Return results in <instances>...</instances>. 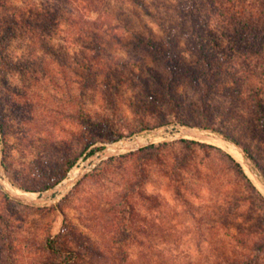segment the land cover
<instances>
[{"label":"rangeland","instance_id":"rangeland-1","mask_svg":"<svg viewBox=\"0 0 264 264\" xmlns=\"http://www.w3.org/2000/svg\"><path fill=\"white\" fill-rule=\"evenodd\" d=\"M101 1L102 10L112 17V28L107 37L111 55L107 59L111 62L125 60L131 65L133 73L146 74L145 66L162 71L150 55L141 50L128 52V46L122 47L114 35H110L118 33L126 42L131 37L129 28H134L145 35L152 34L158 40L162 36L161 23L166 28L176 26L174 8L178 0H145L152 8L154 18L137 17L135 6L128 0ZM82 5L85 6L82 0H0L3 60H10L19 66L15 68L3 62L0 64V115L4 120V131H0V238L10 236L8 240L16 250L17 264L48 262L53 255L46 250L47 240L57 234L65 236L66 229L74 232L73 237L66 235V238L76 252L68 264H116L119 261L118 248L125 251L126 261L137 259L143 247L133 239L116 241L115 233L116 230H128L133 226L127 221L118 222L119 213L116 210L123 204L121 195L128 191L127 181H140V191L156 197L161 203L159 208H150L146 200L137 195L130 196V200L142 216H162V219L157 217L156 220L165 228L166 238L165 242L156 245L166 252V256H170L166 264H213L217 249L221 245L228 248L231 244L234 225H240L245 230L256 218L264 221V204L261 201L256 203V207L253 204L235 203L221 214L215 212V195L223 196L216 188L221 191L235 190L242 196L256 194L251 188H246L244 178L239 186L234 183L231 170L226 169L233 164L229 157L240 165L246 178L264 200V126L251 101L244 99V94L238 96L233 91L237 86L228 74L220 77L204 98H200L201 94L185 81L177 82L176 92L181 95V105L188 112L172 115L170 123L130 134L127 128L136 120L133 110L138 109L143 113L141 105L149 100L138 95L136 79L127 68H122L128 79L120 84L116 96V121L119 128L128 127L123 129L124 136L117 141L127 140L135 144L137 140L141 146L136 145L98 162H93L91 155H79L64 177L51 188L63 184L74 169L84 170L83 175L48 195L43 196L51 188L43 191L24 188L36 186L41 180V168H54L61 164L64 156L78 154L80 140L86 135L97 140L92 147H105L117 142L110 140L113 137L111 129L99 126L94 131H88L79 120H73V116L77 117L79 112L85 110L99 112L108 119L113 115L94 87H84L83 57L87 51L83 47L85 42L79 35L78 25L85 16L94 18L96 13H84ZM55 9L58 23L50 28L45 27L44 31L31 29L22 20L21 24H14L22 16L31 18L33 22L44 12ZM186 38L185 35L178 36L179 46L183 48L186 59L193 60L186 47ZM140 60L144 63L139 66ZM97 76L100 78L101 75ZM203 102L214 103L215 111L211 112L212 108ZM206 115L242 146L211 128L179 121H202ZM184 128L202 130L218 141L187 135L183 132ZM181 138L197 140L220 149H211L208 157L201 150H196L192 160L199 162L197 168L201 176L204 173L218 176L221 187H216L219 180L215 177L207 184H200L196 178L197 172L190 169L191 172L183 173L190 189L182 187L183 196L176 195L168 173L165 175L162 172V169L170 170L169 164L173 162L171 151L178 150L176 144L161 149L164 167L137 162L140 148L150 144L175 143ZM2 160L5 165L1 164ZM5 183L20 191L34 193L33 198L27 199H40L33 203L16 200L10 196L14 192ZM184 198L189 200L191 208L184 203ZM221 206L224 208L225 204ZM199 218L201 221H198ZM219 220L223 221V225ZM137 225L141 228L146 226L143 222ZM198 230L204 235H199ZM62 262L65 264V261Z\"/></svg>","mask_w":264,"mask_h":264},{"label":"trees","instance_id":"trees-1","mask_svg":"<svg viewBox=\"0 0 264 264\" xmlns=\"http://www.w3.org/2000/svg\"><path fill=\"white\" fill-rule=\"evenodd\" d=\"M128 1L135 6L138 13L136 14L137 17L139 15L141 17L149 16V18L155 17L154 12L151 10L152 8L145 0ZM82 2L85 4V6L82 5L84 13L89 11L96 13L94 18L89 15L85 16L78 25L79 35L83 37L85 42L83 47L87 51L83 57V67L85 68V74L83 75L84 87H94L105 107L113 114H111L110 120L99 112H90L88 110L79 112L77 117L73 116V120H79L88 131H94L99 126L111 129L113 137L110 140L112 142L124 136L123 129L126 126L128 127V125L124 128L118 127L115 111L119 86L128 79L122 68H127L130 75L132 74V77L136 79V84H134L138 88V95L149 100L141 105L143 113L138 109L133 110L136 120L127 128L130 134L170 123L172 115H179L184 111L188 112L187 108L181 105V95L176 92L175 84L177 82L185 81L193 90L201 94L200 98H204L209 95L208 93L215 86L217 80L222 76H227V74L230 75L233 84L237 86L233 91L238 96L244 94V99L251 101L252 107L256 108L262 121V126H264V0H178L174 8L176 26L166 28L161 23L160 31L162 36L158 40L154 39L152 34L145 35L134 28H129L128 32H130L131 37L126 42L122 41L118 33L117 35L114 32L111 33L110 36L114 35V39L122 47L128 46L126 51H144L152 57V60L162 70L159 71L153 67L145 66L146 74L144 75L140 72L133 73L131 65L125 60L120 59L117 62H111L107 59V56L111 55L108 52L107 37L112 28V17L104 9L102 10L101 0H82ZM56 16L57 10L55 9L51 12H44L33 22L31 18L22 16L21 19H16L14 24L24 22L31 29L44 31L46 28L53 27L58 23ZM6 27V29L10 30V27ZM179 35L187 37L186 47L190 51L189 53L193 60H187L183 55V48L179 46ZM2 42L3 40L0 38V64L3 62L18 68V64L16 65L10 60H3ZM140 63L137 65H142L144 63L143 60H140ZM98 74L101 75L100 78H98ZM112 80L114 83H112ZM1 100L2 98H0V102ZM203 103L212 108L211 112L215 111L216 105L214 103ZM14 104L19 108L16 103ZM22 113L21 115H23ZM147 116L149 117L146 118ZM205 117V120L202 121L193 119L192 121L179 119V121L185 124L211 128L223 134L225 138L242 146L229 133L215 124L209 115ZM3 121V116L0 115L1 133L4 131ZM96 141V139H92L88 135L84 136L80 140L81 149L78 154L64 156L61 164L55 165L54 168L46 169L48 166L41 168L39 174L41 180L37 182L36 186L24 188L30 191H43L56 185L75 164L79 155L87 157L103 148V146L92 147ZM172 144L178 145V150L171 151L173 162L169 164L170 170L168 171L170 173L163 169L162 172L165 175L168 173L176 195L183 196L182 187L188 190L189 185L187 186L183 173L191 172L192 169L197 172L196 178L202 185L207 184L213 177L219 180L218 176H212L211 173H204L201 176L198 172L199 168H197L199 162L195 163L192 159L194 155L196 156V150H201L204 156L208 157L211 149L216 151H220V149L211 144L193 139L181 138L175 143L164 142L158 145H147L138 150L136 160L140 164L155 163L164 167L165 160L161 157L162 150ZM243 149L248 154L247 148L244 147ZM229 159L233 164L226 169L228 171L231 170L234 183L239 186L240 180L244 178L246 188H251L256 194L242 196L235 190H226L224 188L225 190L221 191L220 188H216V191L223 193V196L218 193L215 195L214 200L217 202L215 204L216 214H221L224 209H229L235 203L236 205L239 203L253 204L255 207L257 202L259 204L261 201L264 204L263 198L255 191L240 165L234 162L231 157ZM1 164L5 165V162L2 160ZM203 165L210 170L209 166L204 163ZM127 184L128 191L121 195L123 204L116 210V213H119L117 221H127L133 226L128 230L125 228L116 230V241L123 242L133 239L143 248L139 250L138 258L132 261H126L125 251L118 248L119 261L116 264H166L170 256L168 254L166 256V252L162 248H157L156 245L163 242L166 238L164 237L165 228L159 225L160 221L156 220L157 217L161 218L162 216L158 215L148 218L142 216L136 211L135 204L130 200V196L137 195L139 198H144L150 208H159L161 203L156 197L146 195L140 191V181H127ZM218 185L219 187L222 186L220 180L217 182L216 187ZM4 196L9 199L6 195ZM183 201L188 208L192 207L187 198H184ZM224 204L223 208L221 205ZM198 221H201V218ZM221 221L219 220L218 222L223 225V221ZM140 222L146 224L145 228L137 225ZM234 229L235 233L231 235V244H229L228 248L221 245L217 249L213 264H264V221L256 218L249 223L245 230L240 225H234ZM198 232L199 235H204L201 230H198ZM66 235L73 237L74 232L66 229ZM66 235L57 234L47 240L46 250L53 255V258L45 264H62L64 263L62 261L68 264V260L74 257L76 252L69 246ZM9 238L10 236L8 237L7 235L2 239L0 238V264H17L15 263L17 257L14 254L16 250L13 248L11 241L8 240ZM173 258L175 259V257Z\"/></svg>","mask_w":264,"mask_h":264},{"label":"water","instance_id":"water-1","mask_svg":"<svg viewBox=\"0 0 264 264\" xmlns=\"http://www.w3.org/2000/svg\"><path fill=\"white\" fill-rule=\"evenodd\" d=\"M183 132L186 133L187 135H190V136H193V137H199V138L211 137L210 134H208L207 132H203L202 130L200 131V130H192L190 128H184ZM126 143H130V142H128L127 140H119V141H117L115 143H112V144H110L108 146L103 147L95 155L92 154L90 156V158L93 159V162H98L101 159H103L105 157H108L110 155L116 154V153L121 152V151L130 150L133 147H135L136 145L141 146V144L139 143V141L137 142V140H135V144L131 143L130 146H127ZM109 146H112L111 148L113 149V151H109ZM83 173H84V170H83V172L78 174V176L74 180H72L71 182H69L67 184L63 183V184H61L59 186H56L54 188H51L50 190L45 191L43 196L48 195V194H50L52 192H55V191H57L59 189H62L66 185L71 184L72 182H74L77 179H79V177H81L83 175ZM10 196L13 197L16 200H20V201H24V202H28V203L37 202L40 199V198L39 199H27V198H25L23 196L15 194V193H10Z\"/></svg>","mask_w":264,"mask_h":264},{"label":"bare ground","instance_id":"bare-ground-1","mask_svg":"<svg viewBox=\"0 0 264 264\" xmlns=\"http://www.w3.org/2000/svg\"><path fill=\"white\" fill-rule=\"evenodd\" d=\"M208 139L211 141V142H215V141H218L217 139H215L214 137H208ZM130 144L131 143H126V145L127 146H130ZM125 145V146H126ZM112 146H109V151H113V149L111 148ZM81 172H83V170L81 169V170H79V169H74L73 171H72V173H73V175H71L70 174V177L66 180V181H64V183H69V182H71L72 180H74L77 176H78V174H80ZM76 174V175H75ZM5 186L10 190V191H12V192H14L15 194H17V195H20V196H23V197H25V198H33V196H34V193H29V192H26V191H20V190H18V189H15V188H13L10 184H7V183H5Z\"/></svg>","mask_w":264,"mask_h":264}]
</instances>
